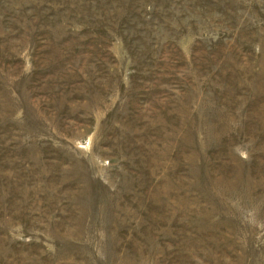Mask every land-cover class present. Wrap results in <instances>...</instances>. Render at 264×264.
Returning <instances> with one entry per match:
<instances>
[{"label":"rangeland","instance_id":"374dc122","mask_svg":"<svg viewBox=\"0 0 264 264\" xmlns=\"http://www.w3.org/2000/svg\"><path fill=\"white\" fill-rule=\"evenodd\" d=\"M0 264H264V0H0Z\"/></svg>","mask_w":264,"mask_h":264}]
</instances>
